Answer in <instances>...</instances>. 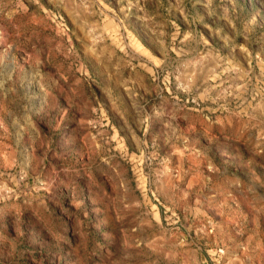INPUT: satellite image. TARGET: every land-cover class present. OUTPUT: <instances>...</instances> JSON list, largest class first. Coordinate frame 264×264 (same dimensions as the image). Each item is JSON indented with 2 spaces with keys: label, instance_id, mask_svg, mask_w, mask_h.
Here are the masks:
<instances>
[{
  "label": "rangeland",
  "instance_id": "374dc122",
  "mask_svg": "<svg viewBox=\"0 0 264 264\" xmlns=\"http://www.w3.org/2000/svg\"><path fill=\"white\" fill-rule=\"evenodd\" d=\"M0 264H264V0H0Z\"/></svg>",
  "mask_w": 264,
  "mask_h": 264
}]
</instances>
